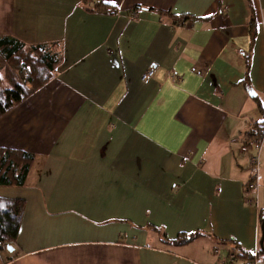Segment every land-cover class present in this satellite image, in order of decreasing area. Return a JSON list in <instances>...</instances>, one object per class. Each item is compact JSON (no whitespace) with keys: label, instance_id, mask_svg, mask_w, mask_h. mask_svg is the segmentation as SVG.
Returning <instances> with one entry per match:
<instances>
[{"label":"crops","instance_id":"1","mask_svg":"<svg viewBox=\"0 0 264 264\" xmlns=\"http://www.w3.org/2000/svg\"><path fill=\"white\" fill-rule=\"evenodd\" d=\"M0 36L62 58L0 116V148L34 157L21 186H0L23 202L0 264H229L234 246L258 252L259 186L246 188L248 135L264 124V0H0Z\"/></svg>","mask_w":264,"mask_h":264},{"label":"trees","instance_id":"2","mask_svg":"<svg viewBox=\"0 0 264 264\" xmlns=\"http://www.w3.org/2000/svg\"><path fill=\"white\" fill-rule=\"evenodd\" d=\"M89 1L83 0L84 3ZM101 6L103 7L99 3L97 8ZM61 62L62 58L56 45H26L14 37L0 36V116L46 84L55 76ZM263 135L264 124H259L249 133L248 138L261 142ZM248 144L251 145L252 142ZM33 160V155L24 151L0 148V186H21ZM22 209L21 200L0 198V249L15 242ZM263 219L264 209L259 208V223ZM199 235L180 234L173 240L162 241L168 245H183ZM230 254H233L235 259L239 256L251 264L255 257L264 254V245L262 244L255 255H250L237 246L231 249L227 257Z\"/></svg>","mask_w":264,"mask_h":264},{"label":"built area","instance_id":"3","mask_svg":"<svg viewBox=\"0 0 264 264\" xmlns=\"http://www.w3.org/2000/svg\"><path fill=\"white\" fill-rule=\"evenodd\" d=\"M153 77H154V70L150 69L144 72L140 78H141V81H147ZM252 143H254V145L256 146L257 151L254 154H251L249 158V167L251 170V176L247 183L246 189L247 191L256 193L258 186H259L258 169H259V148L261 146V142H258L257 140H253ZM254 202H255V206L257 207V200L255 199ZM227 261L229 264H237L235 256L233 254H230L227 257ZM251 264H253V262H251Z\"/></svg>","mask_w":264,"mask_h":264},{"label":"rangeland","instance_id":"4","mask_svg":"<svg viewBox=\"0 0 264 264\" xmlns=\"http://www.w3.org/2000/svg\"><path fill=\"white\" fill-rule=\"evenodd\" d=\"M251 149L255 150L256 146H253V148L250 147V151H251ZM258 178H259L258 202H259L260 208L264 209L263 208L264 207V141L263 142L261 141ZM195 246H198V245H194L191 247H195ZM200 247H198V248H200ZM198 248L196 247V251L190 250L189 253L196 256ZM186 253L189 254L187 250H186ZM253 263H255V264L264 263V254H259L257 257H255V260H253ZM246 264H248V262Z\"/></svg>","mask_w":264,"mask_h":264},{"label":"water","instance_id":"5","mask_svg":"<svg viewBox=\"0 0 264 264\" xmlns=\"http://www.w3.org/2000/svg\"><path fill=\"white\" fill-rule=\"evenodd\" d=\"M260 232H261L260 246H262V242H263V239H264V219L260 223ZM5 247H6V249L8 251H12V247L9 244H7Z\"/></svg>","mask_w":264,"mask_h":264}]
</instances>
